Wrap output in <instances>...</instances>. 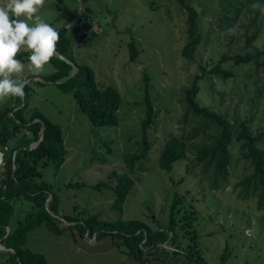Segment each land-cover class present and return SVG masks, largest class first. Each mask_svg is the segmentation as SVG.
I'll return each instance as SVG.
<instances>
[{"label": "rangeland", "instance_id": "1", "mask_svg": "<svg viewBox=\"0 0 264 264\" xmlns=\"http://www.w3.org/2000/svg\"><path fill=\"white\" fill-rule=\"evenodd\" d=\"M182 1L198 12L201 39L192 59L182 55L187 42V13L179 0H85L82 3L45 0L33 19L26 20L29 26L43 21L59 31L81 12L87 14L91 27L88 33L83 34L73 26L66 28L70 40L66 57L70 63L57 53L53 57L72 67L70 77L77 70L73 65L88 67L97 88L114 87L121 98L117 125L93 127L77 106L72 92H64L56 84L47 82L46 77L58 70L60 62L49 61L43 70L34 69L30 62L23 63L22 73L13 76L27 77L30 81L25 99L21 98V105L26 102L24 117L40 113L58 125L67 151L60 169L49 163L39 169L40 177L34 181L47 184L57 198L58 208L54 214L48 212L59 220L65 216L84 221L95 216L102 223L139 221L152 230H165L173 201L180 197V210L174 216L178 220L185 212L194 213L193 230L198 235L197 250L201 258L198 264H264V207L258 210L256 194L250 190L244 197L242 186L236 185L251 175L252 167L240 158L234 140L229 146L228 176L224 180L217 177L215 188L210 187L214 181L213 166L205 169L204 162H195L190 152L174 163L170 172L157 167L164 143L170 137L190 133L196 126L187 112L183 93L195 76L202 74L200 68L208 71L221 56L245 55L253 53L255 48L264 51V10L241 3L238 17L226 25L221 12L222 0ZM7 3L8 0H0V7ZM10 18L25 19L11 14ZM94 27L100 32L93 33ZM253 32L256 38L247 43V37ZM131 44L138 52L134 61L130 60ZM21 51L30 50L22 48ZM258 61H264V55ZM220 67L232 76L223 80L204 74L199 82L197 102L227 117L231 123L247 119L248 129L254 134L264 131V69L254 63L235 65L231 60H224ZM77 81L82 85L85 80L79 75ZM146 83L157 112L146 130L150 151L145 160L134 165L131 175L134 186L121 211H117L112 172L126 173L123 155L140 152L138 142L142 140L141 125L145 118ZM15 101L16 97L0 99V109L12 107ZM214 134L209 128L206 134L197 135L189 143L210 145ZM180 179L182 183H178ZM101 182L106 186L93 188ZM31 207L30 202H16V215L9 222L10 228L23 220ZM44 207L48 210V204ZM178 226L177 243L168 242L163 252L178 251L174 256L189 264L182 253L189 241ZM25 246L39 253L47 264H81L82 255L71 240L56 239L53 232L43 227L27 234ZM117 249L125 254V248ZM11 253L0 249V264H13ZM120 254L112 253V261Z\"/></svg>", "mask_w": 264, "mask_h": 264}, {"label": "trees", "instance_id": "2", "mask_svg": "<svg viewBox=\"0 0 264 264\" xmlns=\"http://www.w3.org/2000/svg\"><path fill=\"white\" fill-rule=\"evenodd\" d=\"M81 1L84 2L85 0ZM179 2L187 13V42L182 49V55L187 59H192L201 39L198 12L192 6L184 4L182 0H179ZM257 2L264 5V0H224V2L222 0L221 12L226 25L238 17L241 11L239 6L241 3L250 6ZM232 12L233 16L230 17ZM84 15L88 18L87 14ZM79 24L80 20L73 25L75 30ZM66 31V29L58 31L60 39L56 45V53L68 59L66 54L70 46V40L66 36ZM255 38L256 32H253L251 36L247 37V43ZM29 55L30 51H21L17 55V59L23 63L29 62ZM137 55L138 52L135 46L131 44L130 60L134 61ZM262 55H264V51L255 48L253 53L245 55L237 54L230 58L221 56L208 71L204 67L200 68L202 74L195 76L190 86L183 93L187 112L196 121V126L188 134L180 137H170L164 143L157 161V167L161 171L170 172L174 163L183 160L185 153L190 152L195 156V162H204L205 169L213 166L214 181L210 187L215 188L218 184L217 177L224 180L228 176L227 167L231 158L229 146L234 140L238 145L240 158L248 161L252 167L251 175L245 177L236 185L242 186L244 197L250 190L252 194H256V207L258 210L264 207V131L258 134L249 131V121L247 119L242 122L235 121V123H231L222 114L201 106L197 102L196 96L200 91L199 82L204 78V74L220 77L223 80H227L232 76L230 71L221 69L220 64L224 60H231L235 65L254 63L264 69V61H258ZM50 62L52 64L60 62V65L56 72L46 77L47 82L56 84L64 92H72L77 106L88 117L93 127H115L117 125V111L121 104V98L114 87L97 88L93 73L88 67H78L73 76L70 77L72 67L68 63L57 57H52ZM79 75H82L85 80L82 85L77 83ZM25 78L27 79V77L19 79ZM144 79L145 82H148L147 77ZM60 80L64 81L59 82ZM80 87H83V89H80ZM145 91V118L141 125L142 140L138 142L140 152L123 155L126 173L117 174L112 172L115 183L112 187L115 194L114 209L117 211H121L128 193L134 186V180L131 177L134 172V165L145 160L150 151L146 130L153 123L157 112L151 102L147 83ZM24 92L26 94L27 86L24 88ZM25 107L26 102L21 105V98L16 97L15 104L12 107L6 106L0 109V149L3 147L8 148L3 154L4 170L0 174V244L13 250V253L10 254L13 264H45L44 258L39 253L32 252L25 246L27 234L42 225L57 235L67 233L72 239L74 238L72 234L74 230L81 236L87 234L90 238L93 236L95 239L110 236L116 248H125L127 256L139 263H144L149 260H156L157 257H152L153 252L165 249L168 242L177 243L176 227L178 223H180L178 229L184 232L185 235H183L189 241L185 246V252H182L187 263H200V252L197 250L198 235L193 230L194 213L185 212L182 218L178 220L174 216L180 210L178 209L181 201L180 197L175 198L173 201L168 227L165 230H152L145 223L139 221L102 223L98 222L95 216L84 221L65 216L62 218L63 220H59L49 214L48 211L54 214L55 209L58 208L57 198L50 192L47 184L41 181L38 183L34 180L40 177L39 169L45 168L49 163H52L56 169H60L67 156V151L60 127L40 113H33L30 117L25 118L23 112ZM42 128H44L42 141L30 151L23 150V148L38 141ZM209 128H212L215 133L212 136V144L192 145L189 143L197 135L206 134ZM107 151L110 152L109 149ZM14 152H16L15 156L13 155ZM182 182L183 179L178 181V183ZM102 186L106 185L101 182L93 188L99 189ZM49 197L51 199L47 210L44 204ZM22 201L32 203L30 213L25 212V218L19 220L12 229L9 222L16 215V202ZM6 228H9L8 233H6ZM172 253L176 255L180 252L173 251ZM150 256L151 258H149ZM221 259L223 260L224 256Z\"/></svg>", "mask_w": 264, "mask_h": 264}, {"label": "clouds", "instance_id": "3", "mask_svg": "<svg viewBox=\"0 0 264 264\" xmlns=\"http://www.w3.org/2000/svg\"><path fill=\"white\" fill-rule=\"evenodd\" d=\"M45 0H8L0 7V99L23 98L28 79L14 78L22 73L24 64L17 59L22 48L30 50L28 60L36 70H43L56 53L59 32L50 24L40 21L29 26L31 20L44 6ZM254 8L264 10V5L254 3ZM11 17H25L24 20Z\"/></svg>", "mask_w": 264, "mask_h": 264}, {"label": "crops", "instance_id": "4", "mask_svg": "<svg viewBox=\"0 0 264 264\" xmlns=\"http://www.w3.org/2000/svg\"><path fill=\"white\" fill-rule=\"evenodd\" d=\"M40 227L48 230L43 225L36 227V229ZM72 234L74 235L73 239L67 233H63L61 235L53 233L56 239L61 237L66 241L71 240L73 244L76 245V251L78 254L82 255L80 258L81 264H186L185 260L182 261V259L180 260L179 258H176L172 253L173 251L170 252L169 249H167L165 252H163L164 249L153 252L152 257H157L156 260H149L144 263H139L129 256L125 257L124 252H120L119 249L113 245L110 236L103 237L101 239H95L93 236L90 238L87 234L81 236L76 230H74ZM114 252L121 254L119 257H117L118 259L112 261V253ZM149 258H151V256ZM45 264H47L46 260Z\"/></svg>", "mask_w": 264, "mask_h": 264}, {"label": "water", "instance_id": "5", "mask_svg": "<svg viewBox=\"0 0 264 264\" xmlns=\"http://www.w3.org/2000/svg\"><path fill=\"white\" fill-rule=\"evenodd\" d=\"M80 2L82 3L81 0H80ZM81 9H82V7H81ZM79 19H80V31H81L83 34L88 33V32L90 31V29H91V27H90V23H89V21H88L86 15H84L82 12H81L80 15L78 16V18H76V19H75L70 25L66 26L65 29L68 28V27H70V26H72V25H74ZM59 57H60L61 59H63L64 61L70 63L65 57H63V56H61V55H59ZM73 68L77 69L74 65H73ZM22 104H24V103H22ZM43 134H44V128H42V131H41V134H40V137H39L38 141L35 142V143L30 144L28 147L23 148V150L30 151L31 149H33V148H34L39 142L42 141V139H43ZM15 154H16V152H14L13 155L15 156ZM13 174H14V167H13ZM50 198H51V197H50ZM50 198H48L46 204H48V202L50 201ZM0 249L6 250V251H7V250H11V249H7V248L2 247V246H0ZM11 251L13 252V250H11Z\"/></svg>", "mask_w": 264, "mask_h": 264}, {"label": "built area", "instance_id": "6", "mask_svg": "<svg viewBox=\"0 0 264 264\" xmlns=\"http://www.w3.org/2000/svg\"><path fill=\"white\" fill-rule=\"evenodd\" d=\"M100 30L97 27L93 28V33H99ZM8 150L7 147H3L2 149H0V174L3 172L4 170V159H3V154L4 152H6Z\"/></svg>", "mask_w": 264, "mask_h": 264}, {"label": "flooded vegetation", "instance_id": "7", "mask_svg": "<svg viewBox=\"0 0 264 264\" xmlns=\"http://www.w3.org/2000/svg\"><path fill=\"white\" fill-rule=\"evenodd\" d=\"M79 20H80V19H79ZM79 20H78V21H79ZM76 23H77V22H76ZM74 25H75V24H74ZM72 26H73V25H72ZM78 28H80V24H79Z\"/></svg>", "mask_w": 264, "mask_h": 264}]
</instances>
